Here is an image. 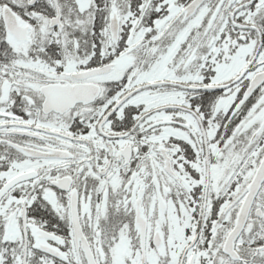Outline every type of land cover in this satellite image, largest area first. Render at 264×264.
Returning <instances> with one entry per match:
<instances>
[{"label": "flooded vegetation", "instance_id": "obj_1", "mask_svg": "<svg viewBox=\"0 0 264 264\" xmlns=\"http://www.w3.org/2000/svg\"><path fill=\"white\" fill-rule=\"evenodd\" d=\"M192 1L0 0V264H264V0Z\"/></svg>", "mask_w": 264, "mask_h": 264}, {"label": "water", "instance_id": "obj_2", "mask_svg": "<svg viewBox=\"0 0 264 264\" xmlns=\"http://www.w3.org/2000/svg\"><path fill=\"white\" fill-rule=\"evenodd\" d=\"M200 2H201V0H194V1H192V3L188 6V9H190V10L193 11L199 5ZM24 263H25V261H23V264Z\"/></svg>", "mask_w": 264, "mask_h": 264}, {"label": "rangeland", "instance_id": "obj_3", "mask_svg": "<svg viewBox=\"0 0 264 264\" xmlns=\"http://www.w3.org/2000/svg\"><path fill=\"white\" fill-rule=\"evenodd\" d=\"M112 264H124V258L121 255H119L114 258Z\"/></svg>", "mask_w": 264, "mask_h": 264}]
</instances>
